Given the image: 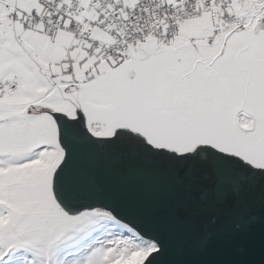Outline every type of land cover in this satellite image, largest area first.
I'll use <instances>...</instances> for the list:
<instances>
[{
    "label": "snow or ice",
    "instance_id": "1",
    "mask_svg": "<svg viewBox=\"0 0 264 264\" xmlns=\"http://www.w3.org/2000/svg\"><path fill=\"white\" fill-rule=\"evenodd\" d=\"M257 232L264 0H0V264H176Z\"/></svg>",
    "mask_w": 264,
    "mask_h": 264
},
{
    "label": "water",
    "instance_id": "2",
    "mask_svg": "<svg viewBox=\"0 0 264 264\" xmlns=\"http://www.w3.org/2000/svg\"><path fill=\"white\" fill-rule=\"evenodd\" d=\"M108 192L114 196L129 211H138L148 193V190L139 183L126 185L108 181ZM161 201L169 199V194L163 190L151 193ZM259 211V209H257ZM169 259L176 264H234L243 261L244 264H264V251L259 246V233H254L241 240L235 246L223 241H215L204 250H197L188 245L174 249Z\"/></svg>",
    "mask_w": 264,
    "mask_h": 264
}]
</instances>
